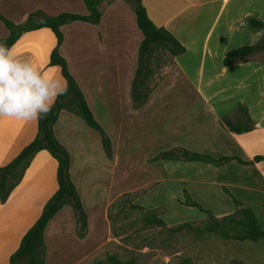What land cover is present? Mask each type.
Masks as SVG:
<instances>
[{"label":"crops","instance_id":"crops-1","mask_svg":"<svg viewBox=\"0 0 264 264\" xmlns=\"http://www.w3.org/2000/svg\"><path fill=\"white\" fill-rule=\"evenodd\" d=\"M164 1L142 0L153 23L170 31L187 50L175 56V68L169 76L171 86L163 91L169 98L167 106L173 107L177 98L190 112H206L205 120L213 126L209 131L215 133L210 137V149L217 150L214 145L219 144L224 150L219 156L254 161L249 166L236 162L212 166L224 170L226 188L255 211L264 228V161L255 162L257 156H264V57L258 56L257 51L239 63L223 65L229 51L264 43V29L254 28L248 21L253 17L264 22V0H180L182 5L171 12L166 10L168 6ZM99 9L102 17L97 25L77 21L62 27L64 41L60 52L96 119L97 116L100 119L97 121L103 126L108 114L115 128L123 112L134 107L131 88L144 36L137 26L133 6L125 0L103 2ZM38 11L48 16L64 12L88 14L81 0H0V14L16 24L25 22ZM8 35V29L0 20V37ZM14 45L18 55L31 59L49 76L59 77L67 86L61 68L50 65L51 54L57 46L51 29L25 33ZM154 93L147 97L141 111L149 112ZM239 106L247 109L252 120V128L240 134L229 131L220 122L225 115L234 117L235 121ZM238 119H243V115ZM54 130L70 153L71 177L89 220L93 206L91 169H94L95 149L108 169L114 168L116 162L107 158L100 135L79 116L63 111ZM37 132L38 121L0 120V167L15 159L35 139ZM112 141L114 147V139ZM57 168L58 163L51 154L40 151L9 199L5 203L0 200V264H10L9 259L19 248L23 236L57 192ZM81 168L85 169L86 179L80 173ZM108 191L102 206L105 223H110L109 207L124 194L122 191L114 193L113 186ZM67 207L49 222L44 234L45 244L52 232L56 235L65 229L63 215ZM72 211L70 223L75 225L73 208ZM238 242L259 247L260 241Z\"/></svg>","mask_w":264,"mask_h":264},{"label":"rangeland","instance_id":"rangeland-1","mask_svg":"<svg viewBox=\"0 0 264 264\" xmlns=\"http://www.w3.org/2000/svg\"><path fill=\"white\" fill-rule=\"evenodd\" d=\"M125 1L133 5L131 0ZM164 2L170 12L182 5L180 0ZM257 55L264 57V50ZM151 66L152 77L145 85V92L148 96L158 93L150 100L149 112L132 107L131 111L123 112L122 120L115 128L108 114H102L105 116L103 127L114 139L112 161L116 166L108 169L95 149L97 154L94 169H91L93 206L86 237L83 240L77 237L76 223H70L72 207L68 206L63 215L65 229L56 235L52 232L46 242L45 263L96 264L116 253L122 261L135 259L136 264H185V259H191L194 264H264V241L259 242V248L220 236L196 240L193 233L185 230L172 233L164 227H143V217L136 211L120 213L115 218L117 236L113 235L110 223H105L102 206L112 186L114 193L135 192L134 203L152 210L169 227L186 222L201 226L207 220V215L199 208L185 205L187 195L218 218L236 209L225 185L224 170L180 160L153 161L164 152L190 150L218 158L224 150L219 144L214 145L217 150L210 149V137L215 133L209 131L213 126L206 122V112H190L177 98H174L173 107L167 106L169 98L163 91L171 86L169 76L175 68V56L156 47ZM240 116L239 112L235 121L232 120L234 117L230 119L237 123ZM97 119L100 121L98 116ZM80 173L86 179L84 168Z\"/></svg>","mask_w":264,"mask_h":264},{"label":"trees","instance_id":"trees-1","mask_svg":"<svg viewBox=\"0 0 264 264\" xmlns=\"http://www.w3.org/2000/svg\"><path fill=\"white\" fill-rule=\"evenodd\" d=\"M81 1L88 10L87 15L64 12L56 16H48L38 11L31 14L25 22L16 24L0 14V20L9 31L7 37H0V43H4L8 47L14 45L25 33L30 31L41 28H49L53 31L57 38V46L51 54L50 65L59 66L62 76L67 82V94L59 97L55 107L46 119L38 121V132L35 139L10 163L0 167V200L2 203H5L23 179L25 172L37 153L45 150L49 152L58 163V190L46 203L41 216L35 224L23 236L19 248L9 259L10 264H45L47 252L44 237L45 230L49 222L66 206H71L74 210L77 236L80 239H84L87 235L88 216L83 206L81 196L71 177V156L55 135L54 127L60 114L63 111H68L79 116L87 126L100 135L103 151L107 158L112 161L114 157L113 141L103 126L97 121L94 113L89 107L84 93L69 70L67 60L61 55L60 47L64 41L63 26L77 21L97 25L100 23L102 17L99 6L103 2H112L115 0ZM131 1L136 15L137 26L144 36L139 48L138 67L131 88L134 108L137 110L144 106L148 97V94L145 92V85L152 77L151 60L154 49L156 47H162L173 56L183 55L187 50L170 31L164 27H157L153 23L142 0ZM248 21L252 27L264 29L263 21L253 17L249 18ZM261 50H264V43L236 48L225 55L223 65L229 66L239 63ZM238 111L243 115V119H240L237 123L232 122L230 117L226 115L221 118L220 122L229 131L240 134L252 128V120L249 117L247 109L243 106H239ZM178 160L189 163L210 164L216 167H222L231 162H236L243 166L254 164V161L243 160L237 156L224 155L216 158L209 154L190 150L164 152L153 161ZM259 161H264V156H257L255 158V162ZM185 194H187L186 190ZM231 197L236 207L235 211L222 218H218L210 210L204 209L187 195L185 205L199 208L208 217L201 226L192 222H186L174 227H169L166 222L152 210L134 203L137 198L135 192H127L119 197L109 207L108 219L111 223L114 236L118 235L114 228L115 218L119 216L120 213L123 214L128 211H136L143 217V227H164L172 233H179L185 230L193 233L196 240L220 236L226 240L264 241V228L255 211L236 199L232 194ZM184 263L194 264L191 259H185ZM96 264H136V260L130 259L128 261H122L118 254L112 253L109 254L105 260L96 261ZM233 264L241 263L235 262Z\"/></svg>","mask_w":264,"mask_h":264},{"label":"clouds","instance_id":"clouds-1","mask_svg":"<svg viewBox=\"0 0 264 264\" xmlns=\"http://www.w3.org/2000/svg\"><path fill=\"white\" fill-rule=\"evenodd\" d=\"M15 48L0 43V120L46 119L59 97L67 94V86L31 59L18 55Z\"/></svg>","mask_w":264,"mask_h":264}]
</instances>
